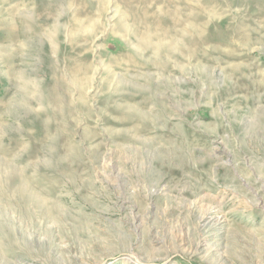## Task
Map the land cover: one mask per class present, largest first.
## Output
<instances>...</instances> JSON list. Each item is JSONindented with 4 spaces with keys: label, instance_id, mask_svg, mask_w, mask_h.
I'll return each instance as SVG.
<instances>
[{
    "label": "rangeland",
    "instance_id": "obj_1",
    "mask_svg": "<svg viewBox=\"0 0 264 264\" xmlns=\"http://www.w3.org/2000/svg\"><path fill=\"white\" fill-rule=\"evenodd\" d=\"M0 264H264V0H0Z\"/></svg>",
    "mask_w": 264,
    "mask_h": 264
},
{
    "label": "bare ground",
    "instance_id": "obj_2",
    "mask_svg": "<svg viewBox=\"0 0 264 264\" xmlns=\"http://www.w3.org/2000/svg\"><path fill=\"white\" fill-rule=\"evenodd\" d=\"M124 24V23H123Z\"/></svg>",
    "mask_w": 264,
    "mask_h": 264
}]
</instances>
